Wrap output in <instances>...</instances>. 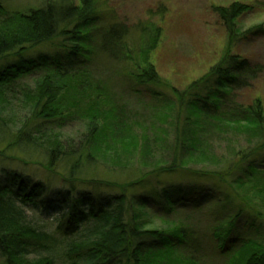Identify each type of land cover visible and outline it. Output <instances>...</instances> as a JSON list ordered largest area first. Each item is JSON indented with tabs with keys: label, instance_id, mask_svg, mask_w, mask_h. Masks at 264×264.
<instances>
[{
	"label": "trees",
	"instance_id": "16d2710c",
	"mask_svg": "<svg viewBox=\"0 0 264 264\" xmlns=\"http://www.w3.org/2000/svg\"><path fill=\"white\" fill-rule=\"evenodd\" d=\"M100 4L52 0L42 8L12 12L0 1V60L55 39L60 49L0 70V136L9 137L0 150V264H264V243L236 230L242 221L259 231L264 214L253 201L235 193L238 204L224 227L211 237L200 236L187 221L203 207L188 203L186 196L202 189L157 181L181 170L192 177L211 174L192 167L212 165V138L248 133L256 142L234 155V163L215 179L220 192L252 185L256 195H264L262 102L244 106L230 93L264 68L227 50L205 76L175 94L171 135L156 124L137 133L107 99L102 84H91V70L101 56L131 66L135 87L158 85L149 54L151 37L157 39L159 31L118 21L101 26ZM248 10L241 3L214 8L229 40L237 36L235 21ZM263 30L258 26L248 32ZM132 33L138 39L129 43ZM76 123L79 136L63 138L61 132ZM107 163L137 167L138 177L114 183L87 174L94 164ZM41 174L47 181L56 176L62 188L52 195Z\"/></svg>",
	"mask_w": 264,
	"mask_h": 264
},
{
	"label": "rangeland",
	"instance_id": "374dc122",
	"mask_svg": "<svg viewBox=\"0 0 264 264\" xmlns=\"http://www.w3.org/2000/svg\"><path fill=\"white\" fill-rule=\"evenodd\" d=\"M0 1L4 9L8 11L26 12L30 9L42 8L52 0ZM100 1V11L103 12L101 26L118 21L134 27L148 25L156 27L159 31L157 39L155 34L151 37L154 40V48L149 54L150 61L161 79L158 85H151L146 89L135 87L129 78V74H132L131 66L101 56L95 58L94 67L91 70V84L96 81L102 84L107 99L122 110L124 119L134 125L137 133L138 130L148 129L152 127V124H156L160 126L158 128L166 130L171 135L177 115L175 94L184 91L193 82L205 76L210 68L225 56L227 50L240 59L247 60L251 65L264 68V33L256 35L248 32L258 26L264 29V0ZM233 3L249 6V10L237 18L235 21L237 36L229 40L230 36L224 23L217 17L214 8H226ZM151 32L153 33L154 29ZM137 39L138 35L129 34V43H134ZM230 41L231 46H228ZM58 45L59 40L55 39L39 48L24 50L5 57L0 60V70L21 61L34 60L39 55L58 54L60 53ZM230 93L233 101L244 106L258 99L262 102L264 109V72L251 77L243 88ZM81 131L80 125L76 123L75 126L61 133L63 138H75ZM0 137V141L4 142L0 144L1 150L4 148L3 145L9 142V137L4 134ZM212 140L216 141L211 143L208 150L214 157L212 165L192 167L194 170H203L211 174L203 178L199 175L192 177L181 170L164 175L157 180L162 186H180L183 190L194 187L202 189L201 192L186 196L188 203L198 202L203 207V213L197 217L189 216L191 220L187 222L200 236L210 235V237L215 230L222 229L224 227L222 224L226 223L230 219L229 216L234 213L239 200L235 193L253 201L264 214V195L262 193L256 195L252 185L237 187L234 191L231 189L227 191L224 188V191L220 192L221 182L215 179L220 175L219 172L225 171L234 163V155L248 149L249 143L256 142L257 137L248 133L234 135L224 132L222 135L213 137ZM36 161H38L37 156L33 155L32 164ZM108 166L111 165L94 164L87 169V174L97 180L114 183H124L138 177L137 167L125 170ZM32 170L33 167L29 168L30 172ZM39 176L40 180L48 182L52 195L62 188V181L56 176L51 181H47L43 174ZM257 191L260 190L257 189ZM220 199L225 200L218 204ZM180 218L186 221V217ZM259 218L261 219L259 231L247 229L242 221H238L236 224L238 235L264 243V218ZM209 264L224 263L220 260H212Z\"/></svg>",
	"mask_w": 264,
	"mask_h": 264
}]
</instances>
